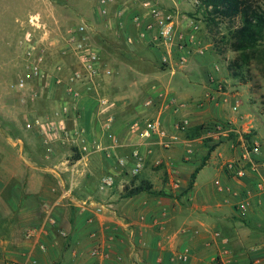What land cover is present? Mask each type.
I'll use <instances>...</instances> for the list:
<instances>
[{"label":"crops","instance_id":"1","mask_svg":"<svg viewBox=\"0 0 264 264\" xmlns=\"http://www.w3.org/2000/svg\"><path fill=\"white\" fill-rule=\"evenodd\" d=\"M145 1L175 15L177 30L194 36L190 47L153 42L157 28L141 38L133 17L146 13ZM52 2L57 25L86 24L92 40L91 33L101 34L103 63L113 71L101 93L114 102L115 121L105 131V115L87 99L82 126L91 153L64 144L49 149L33 134L41 138L40 161L28 154L25 140L0 135L5 147L19 148V158L0 149V264H264V167L253 171L233 146H216L201 166L208 154L202 136L190 139L177 130L182 121L193 129L243 119L226 112L237 94L218 85L222 69L200 9L192 0H114L103 7L98 0ZM191 24L198 30H189ZM147 99L153 107L144 106ZM146 119H159L168 139L180 141L166 150L130 130ZM136 150L144 165L134 176ZM120 159L129 164L120 166ZM229 161L245 165L244 176L227 173ZM108 178L112 185L103 183ZM136 188L143 191L127 196Z\"/></svg>","mask_w":264,"mask_h":264},{"label":"built area","instance_id":"2","mask_svg":"<svg viewBox=\"0 0 264 264\" xmlns=\"http://www.w3.org/2000/svg\"><path fill=\"white\" fill-rule=\"evenodd\" d=\"M113 1L98 0V4L103 7ZM192 2L195 8H200L199 0H192ZM144 7L146 8L144 15L133 17L136 26L140 28L141 38H146L153 29L157 28L152 38L153 42L169 47L176 45L179 49L190 47L194 36L187 37L177 30L173 13L147 1L144 2ZM102 12L105 13L104 10ZM146 16L150 17L152 22H144ZM28 24L34 34L23 32L22 40L19 42L22 73L10 84V90L18 95L17 103L22 106H35L43 99H47L52 106L48 115L28 119L25 125L26 130L39 135L49 149H56L61 143L75 148L80 155H89L92 145L88 130L82 126L83 103L87 99L96 100L100 113L105 115L103 129L106 131L111 128L115 121L111 110L115 104L101 93V85L105 78L113 75V71L103 63L102 51L90 38L89 27L86 24L73 23L65 26L56 24L57 38H54L56 42L54 49L50 47L53 45H47L44 41L49 29L48 25L42 22L40 10L34 9L30 12ZM189 30L197 31L198 27L191 24ZM35 35L42 37L37 38ZM126 40L128 44L133 43L130 37ZM167 63V59L163 58L162 64ZM143 104L145 107L154 106L151 99L145 100ZM233 110L237 111L238 106L235 105ZM188 124L187 121L180 122L177 130L187 136L190 130ZM129 128L133 133L141 132L142 137L147 140L156 138L158 144L166 150L173 148L180 141L176 135L168 139L159 119L135 121ZM202 138L216 142L237 139L241 142L243 159L251 164V169L257 171L259 167H264V161L259 159L261 155L259 143H248L240 130L230 121L205 123L202 127ZM95 148L104 151L99 144ZM106 156L110 157L107 154ZM131 158L134 167L130 168V171L136 176L143 168V158L139 150L134 151ZM118 164L125 167L129 164V160L120 159ZM224 167L227 173L238 177L244 176L245 165L238 161H229ZM113 182L112 178L103 180L106 185H112ZM259 185L264 186V181ZM51 223L55 222L51 220ZM31 232L32 230L29 231ZM186 259V257L183 258V260Z\"/></svg>","mask_w":264,"mask_h":264},{"label":"rangeland","instance_id":"3","mask_svg":"<svg viewBox=\"0 0 264 264\" xmlns=\"http://www.w3.org/2000/svg\"><path fill=\"white\" fill-rule=\"evenodd\" d=\"M53 4L52 0H0V135L11 134L14 138L19 137L25 140L26 151L38 161H40L39 154L43 152L39 142L41 138L37 140L36 135L27 131L25 125L26 121L34 116L48 115L51 110L50 102L43 99L38 101L35 106H22L17 103L18 95L11 92L10 84L22 73L19 42L22 40L23 32L34 34L28 24L30 9L40 10L42 22L46 23L49 29L44 41L47 45H53L50 46L51 49L56 46L54 38H57L55 23L57 20L54 18L56 13H53L51 8ZM57 4L60 3L57 1ZM91 4H93L92 0ZM260 5L264 9V0ZM199 9L201 20L205 23L204 9ZM239 25L238 18L233 21L223 20L209 32L216 62L222 69L221 79L223 80L218 85L222 86L223 91L231 92L233 95L237 94L226 103V112L228 115L240 114L243 117L241 122L235 124V127L240 130L248 143L258 142L261 146V154L264 155V59L252 57L248 62H244L240 60L239 52L231 50L230 31ZM91 34L94 41L100 44V41L103 40L101 34L98 32ZM35 36L42 37L41 35ZM236 61H238L239 67L235 64ZM200 80L204 85V80L201 78ZM224 80H227V83ZM234 105L238 106L237 111L233 110ZM185 137L187 136L185 135ZM203 145L207 152L216 146L224 148L233 146V149H242L241 142L237 139L219 142L205 139ZM9 148L13 151L12 155L19 158L16 153L18 147L13 148L10 145L5 147L0 140V149L6 156L11 154ZM69 148L74 149L71 146ZM74 155L72 154V157Z\"/></svg>","mask_w":264,"mask_h":264},{"label":"trees","instance_id":"4","mask_svg":"<svg viewBox=\"0 0 264 264\" xmlns=\"http://www.w3.org/2000/svg\"><path fill=\"white\" fill-rule=\"evenodd\" d=\"M201 9H204L206 27L211 32L223 20H240V25L231 29L229 41L231 50L239 52L240 60L248 62L252 57L264 59V9L260 3L262 0H199ZM103 40L100 41V43ZM239 67L238 61L235 62ZM202 127L190 129L187 137L192 139L202 134ZM215 147L209 149L207 156L202 161L203 166L208 155ZM80 158L79 156L77 157ZM195 180L193 174L189 189L192 188ZM143 189L136 188L130 191L127 196H133L142 192Z\"/></svg>","mask_w":264,"mask_h":264}]
</instances>
